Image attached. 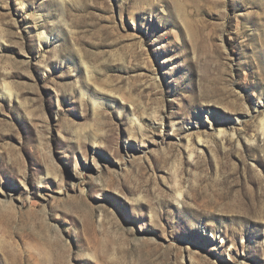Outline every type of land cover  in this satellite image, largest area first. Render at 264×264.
Wrapping results in <instances>:
<instances>
[{"label":"rangeland","instance_id":"rangeland-1","mask_svg":"<svg viewBox=\"0 0 264 264\" xmlns=\"http://www.w3.org/2000/svg\"><path fill=\"white\" fill-rule=\"evenodd\" d=\"M262 121L264 0H0V264H264Z\"/></svg>","mask_w":264,"mask_h":264},{"label":"bare ground","instance_id":"bare-ground-1","mask_svg":"<svg viewBox=\"0 0 264 264\" xmlns=\"http://www.w3.org/2000/svg\"><path fill=\"white\" fill-rule=\"evenodd\" d=\"M42 38L45 40L46 37L44 38V35H42ZM5 90H6V91L8 92V94H9V87L7 86V84L5 85ZM10 93H11V92H10ZM8 96H9V95H8ZM134 125H136V124H134ZM261 127H262L261 129L263 130V133H264V121L261 122ZM263 133H262V134H263ZM218 134H224V133H223V131H220ZM198 140H199V139H198ZM200 143H201V140L198 141V144H200ZM178 194H179V193H178ZM179 195H180V194H179ZM177 198H178V197H177Z\"/></svg>","mask_w":264,"mask_h":264}]
</instances>
